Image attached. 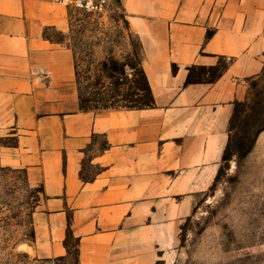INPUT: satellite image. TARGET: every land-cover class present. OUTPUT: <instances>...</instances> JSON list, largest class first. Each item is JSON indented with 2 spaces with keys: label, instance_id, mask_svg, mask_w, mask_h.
<instances>
[{
  "label": "crops",
  "instance_id": "0c3cea01",
  "mask_svg": "<svg viewBox=\"0 0 264 264\" xmlns=\"http://www.w3.org/2000/svg\"><path fill=\"white\" fill-rule=\"evenodd\" d=\"M118 1L150 108L82 111L73 51L50 35L69 31V7L0 0V166L41 189L39 258L67 256L71 237L78 264H172L221 168L235 104L264 68V0ZM223 60L215 81L187 83L191 68Z\"/></svg>",
  "mask_w": 264,
  "mask_h": 264
},
{
  "label": "rangeland",
  "instance_id": "374dc122",
  "mask_svg": "<svg viewBox=\"0 0 264 264\" xmlns=\"http://www.w3.org/2000/svg\"><path fill=\"white\" fill-rule=\"evenodd\" d=\"M69 11V31L50 35L74 47L81 72L89 55L96 62L108 57L122 61L132 52L131 42L137 38L130 33L118 0L98 14L74 7ZM81 82L84 91L86 82ZM247 98L235 143L248 142L263 127L264 76L248 79ZM253 105L258 119L245 125L241 119ZM254 139L247 153L232 148L222 162L217 182L201 196L182 226L172 264H264V128ZM41 200V189L30 186L22 170L0 166V264H78L72 238L67 256L45 259L34 253L33 214Z\"/></svg>",
  "mask_w": 264,
  "mask_h": 264
},
{
  "label": "trees",
  "instance_id": "16d2710c",
  "mask_svg": "<svg viewBox=\"0 0 264 264\" xmlns=\"http://www.w3.org/2000/svg\"><path fill=\"white\" fill-rule=\"evenodd\" d=\"M131 46L133 48L132 52L122 61L114 57H108L96 62L95 58L89 55L84 59L85 68L82 72L80 71L78 54L74 47L70 46L74 55L76 80L82 111L102 112L116 109H144L155 106L151 86L142 65L141 44L137 39V42H131ZM95 64L96 67H94ZM227 67L228 62L225 60L223 64L221 61L214 67H193L189 71L187 83L213 82L223 74ZM198 69L201 72L197 73L196 70ZM259 75L260 77L264 76V68ZM81 81L86 82L84 85L86 90L84 91ZM247 104L248 98L243 101H238L235 104L234 113L230 122L229 141L225 149L223 161L228 159L229 152L232 148H236L241 154L247 153L252 148L257 133L264 128V124H262L263 127L256 130L253 138L248 142L240 140L235 143L236 125L241 116V107L245 108ZM257 113L258 111L253 105L241 121H244L245 125H250L248 123L249 120V122L251 120L255 122L258 119ZM218 177L219 173L215 179V183Z\"/></svg>",
  "mask_w": 264,
  "mask_h": 264
},
{
  "label": "built area",
  "instance_id": "2783aa9c",
  "mask_svg": "<svg viewBox=\"0 0 264 264\" xmlns=\"http://www.w3.org/2000/svg\"><path fill=\"white\" fill-rule=\"evenodd\" d=\"M67 7H74L89 14H98L107 9L109 0H56Z\"/></svg>",
  "mask_w": 264,
  "mask_h": 264
}]
</instances>
